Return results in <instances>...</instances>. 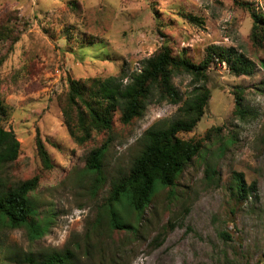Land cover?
<instances>
[{
  "label": "rangeland",
  "instance_id": "1",
  "mask_svg": "<svg viewBox=\"0 0 264 264\" xmlns=\"http://www.w3.org/2000/svg\"><path fill=\"white\" fill-rule=\"evenodd\" d=\"M243 3L264 14V0H0V21L20 34L14 46L0 41V100L7 111L0 124L21 143L15 181L40 177L30 199L43 233L34 240L26 227L0 229V264L41 263L55 251L66 252L72 264H264V47L253 44L254 22ZM211 45L236 47L257 63L255 72L235 75L226 63L212 64L206 112L193 131L178 134L202 140L203 148L174 192L160 190L139 221L132 216L137 230L101 225L112 181L131 171L145 132L169 124L180 104L152 102L128 125L118 112L111 133L95 132L80 144L63 117L70 79L140 71L164 46L199 63ZM174 84L183 99L193 88L186 74ZM239 86L254 112L247 120L234 113ZM37 132L51 169L42 164ZM107 140L103 177L96 181L85 170L86 158ZM209 164L219 172L214 182L206 175ZM234 171L257 183L258 196L237 199Z\"/></svg>",
  "mask_w": 264,
  "mask_h": 264
},
{
  "label": "trees",
  "instance_id": "2",
  "mask_svg": "<svg viewBox=\"0 0 264 264\" xmlns=\"http://www.w3.org/2000/svg\"><path fill=\"white\" fill-rule=\"evenodd\" d=\"M242 5L250 9L249 3ZM250 10L254 22L252 41L257 48H262L264 14L255 9ZM186 18L191 23L203 24L200 18L193 15H187ZM19 39L20 34L15 25L6 26L0 21V41L14 46ZM217 62L226 63L235 75H252L257 68L254 60L233 46L211 45L199 63L185 53L175 55L169 47L164 46L144 59L140 71L129 73L122 69L118 75L106 78L70 79L63 117L70 135L80 144L91 141L95 132L111 133L118 112L121 114L120 121L128 125L143 117L152 102L180 104L176 118L169 124L155 125L145 132L143 145L134 159L131 171L112 181L110 197L103 210L105 212L101 220H97L104 223L101 225H106L111 230H137L132 216L135 215V220L139 221L160 190L170 188L174 192L181 174L203 148L202 140H184L178 134L193 131L203 118L212 96L208 86L210 67ZM260 63L264 66V60ZM184 74L191 77L193 86L185 99L174 84V77ZM234 96L235 115L247 120L254 112L244 103L243 87L239 86ZM6 114V107L0 100V122ZM212 130L214 128L208 131L204 140L210 137ZM36 144L43 166L51 169L53 162L39 132ZM109 144L107 140L90 150L87 155L85 170L95 175L96 181L102 180ZM225 148V145L220 147L222 154ZM20 149L21 143L15 132L0 124V229L26 227L35 240L43 233L33 216L30 195L38 188L40 177L35 175L26 180L15 181L12 168L19 158ZM206 170L211 182L217 180L219 172L215 167L209 164ZM233 181L231 189L235 191L239 201L248 200L252 194L258 196L257 183L247 184L243 173L234 171ZM124 200L127 205L120 209L117 205ZM221 234L225 236V233ZM43 257L41 263L33 258L28 260L34 264H72L64 251H55Z\"/></svg>",
  "mask_w": 264,
  "mask_h": 264
}]
</instances>
